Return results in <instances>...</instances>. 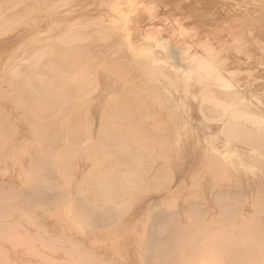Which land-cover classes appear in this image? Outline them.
Instances as JSON below:
<instances>
[{
	"label": "bare ground",
	"instance_id": "6f19581e",
	"mask_svg": "<svg viewBox=\"0 0 264 264\" xmlns=\"http://www.w3.org/2000/svg\"><path fill=\"white\" fill-rule=\"evenodd\" d=\"M154 3L0 0V32L12 31L0 49L20 51L0 74V178L8 177L0 179V264L118 262L73 235H65L66 241L50 233L44 224L25 228L39 210L67 214L87 229L153 226L147 240L152 247L141 250L147 261L166 263L183 257L185 247L210 246L222 264H264V107L227 75L233 55L247 49L243 43L229 53L239 41L234 37L214 56L207 50L210 40L198 45L200 36L198 43L186 44L166 30L163 39L164 17ZM257 14L264 34V13ZM189 30L197 35V29ZM7 102L18 107L2 106ZM158 111L165 112L160 122ZM13 113L25 127L14 123ZM191 117L197 134L189 139ZM180 141L193 145L191 159L202 164L183 160L178 176L163 186L157 182L168 163V143ZM157 160L167 163L157 167ZM14 164L20 168L12 173ZM201 165L209 170L212 188L231 184L212 192L211 216L198 204L180 207L174 201ZM236 187L241 193L233 192ZM147 190L157 195H144ZM140 194L143 219L123 221ZM28 240L38 247L23 246Z\"/></svg>",
	"mask_w": 264,
	"mask_h": 264
},
{
	"label": "rangeland",
	"instance_id": "374dc122",
	"mask_svg": "<svg viewBox=\"0 0 264 264\" xmlns=\"http://www.w3.org/2000/svg\"><path fill=\"white\" fill-rule=\"evenodd\" d=\"M154 2L155 3L157 2L156 5L158 4L156 6L158 8L156 9L158 10L157 15L159 16L160 14H162L161 16H159V18L164 17L161 21V23L163 24L161 25L165 30H162L160 33L163 39H166L167 34L170 32V34L174 33L173 38H176L180 41H184L186 44L191 42L198 43L201 40L199 42L200 44L198 45L201 44L203 45L202 40H207V41L210 40V48L207 50H211V51L214 50L217 53V54L213 53L212 55L214 56H217L218 53L220 52V46H221L220 44L227 40H231L234 37L238 38L239 40L238 42L231 43V45L229 46V53L231 52L234 53V49L237 46H241L240 48H242V44L244 43V47L245 49H247L245 50V54L243 56L233 55V57H235V60L233 59L234 62L228 68L229 72H227V75L230 76V78H232L234 82L238 85V89L242 88L244 90L245 96L247 98L250 97L252 98L253 95L252 92L255 93L256 96L259 97L258 99L261 102L258 105L264 107V46H260L261 45L260 43L262 42L264 45V39H263L264 34H261L262 32L261 25L256 17L257 13L258 14L264 13V0H156V1L154 0ZM141 20L143 21L144 18H141ZM141 25H143V22L141 23ZM1 26L2 24L0 25V27ZM189 26L193 28V30L194 28L198 30V31L194 30L195 33L197 34L196 36L194 35V33H192L193 32L192 30H189L191 33L188 32V29H191ZM7 29L8 28H6L5 30ZM5 30L4 32L3 31L0 32V42L5 40L6 38L12 39L9 38L12 36V31L9 30L6 32ZM166 30L167 31L169 30V32H167ZM243 32L245 33V35L246 34L247 35L244 36ZM188 33H190V35L192 34L193 36L192 35L190 36ZM198 36H200L201 38V39L199 38L200 40L198 39ZM260 36L263 37L262 38L263 40H261ZM259 39L261 40V42L258 43L257 40L259 41ZM243 40L245 42H243ZM254 42L256 44H254ZM201 47L203 48V46H200V49ZM204 48L206 49L205 46ZM0 50L1 51L4 50L3 52L0 51V74H1V72H3L2 69L5 66V63L6 64L9 63L11 61V58L13 56H16V54L20 53V51L19 49L18 50L15 49V51L10 50L11 51L10 52L6 48ZM211 51H210V55L212 53ZM169 54L174 56L175 53L171 50L169 51ZM1 87L3 88L1 91H5V87L3 85ZM100 91H96L94 93V96L98 95ZM2 106L8 107V109H14L18 107V104L13 102H7L6 105L3 104ZM14 113L16 114V112ZM191 113H192V117L195 116V112L192 111ZM15 114L13 115V118L19 116L18 113H17L18 115L16 114V116ZM162 114H165V112L158 111L156 115L160 119L159 122L161 121ZM192 117L191 119L190 118L188 119L186 125L189 139H191V136L195 137V134H197L194 128L196 124L192 120ZM17 118L19 119L20 117ZM17 118L14 119V123L19 125V127H25V122L21 118L19 119V122H16ZM177 118H180V116H177ZM20 122L22 125L20 124ZM213 130H214V126L211 125L210 133ZM200 134L201 133H199V135ZM168 145L170 147L169 150L171 151L170 154L167 153L168 163L166 162L167 160L164 161L157 160L155 162V165L156 166L158 165L159 167L167 163L165 164L164 167H162L163 169L161 168V170H159L160 177L157 183L161 182L160 184H162L163 186H167L168 183L174 179L170 177L178 176V171H179L178 167L181 166V162L183 160H186V163L185 162L184 163L187 165L202 164L200 159L197 160L191 159L193 145L190 142L180 141L179 145L178 142H176L175 144L174 142H169ZM77 159L78 158L74 159V161H76ZM11 161L13 162V160ZM162 162L163 164H161ZM79 166H83V165L81 164ZM19 168L20 166L14 164V167L13 166L10 167L9 170H12L11 172L14 173L19 171ZM190 168L191 165H189L188 169ZM163 170L166 171L164 172ZM206 170L209 171L208 169ZM205 171L203 169V166L201 165L200 167H198V169H196L195 172L193 173L191 172V176H189L188 174L187 181L179 189L178 191L179 194L177 195L178 198L175 197L174 201L176 200L177 204H179L180 207L184 203H186L184 204L186 206H188L190 203L198 204L201 208H204L205 210L208 209V212L210 210V212L214 215L216 213V209H215V205L213 204L212 192L215 190H223L224 187L226 189L225 185L231 187V184L219 183L217 187L223 186L222 188L220 189L212 188L210 186V177L208 176V172L206 171L207 172L206 173ZM164 174L166 175L165 177H163ZM197 176H199L198 179L196 178L197 181L196 180L193 181V179ZM3 178H6V176H3ZM198 181L199 183H197ZM197 185H198V189L196 187ZM236 188L238 189V187ZM236 190H234L233 192L241 193L239 189L238 191ZM202 192L205 193L206 195H204ZM144 195L149 197V196H155L157 195V193H155L154 191L147 190V192H145ZM203 195L205 196L206 200L204 199ZM142 196L143 194H140L137 197H135V201L133 205L123 216L122 219L123 221L124 220L128 221L133 217H136V220L138 221H141L143 219L142 218L143 215L142 213L140 214L138 209V206L141 203L140 199H142L141 198ZM188 198H190V200ZM181 200H185V201L182 203ZM207 200L208 202H205ZM150 201H152V199ZM208 205H212V207ZM213 207L214 210L211 209ZM244 207H248V204L247 205L244 204ZM180 209L181 208H177V210L179 211ZM210 212L208 214L211 216ZM209 215H207V218ZM68 217L69 216H67V214L64 213H61L59 216H55L52 213V211L46 210V212H44L42 210H39L33 216V220H31L30 222H24L23 225L25 228L32 230L34 226H32L31 223L44 224L45 226L48 227V231L50 233H58L59 236L66 241L69 240L68 238L69 236L73 235L72 236L73 240H82L86 247L92 249V251L94 252H98L100 254L102 253L105 256L106 260H110V256L114 255L112 256L111 259H114V261L117 260L118 262L115 261L114 263L112 261L113 262L112 264H116V263L118 264L119 263L120 264H222L220 261L215 260L216 258L210 254V246L208 247L199 246L196 248L185 247L183 257L170 258L166 263L164 262L158 263L157 261L154 262L153 259L147 261L143 258L142 253L144 252L145 248L152 247L150 244L147 243V240L151 230H154L153 226H142L141 223L140 224L138 223L135 225L132 224L130 226L127 225L113 226V227L108 226V228L111 229L92 228L93 229L92 230V229L84 228V226H78L73 220L70 219V217L69 218ZM119 224L122 223L119 222ZM149 229L151 230L149 231ZM110 231L112 232V234ZM113 233H115V236L116 235L117 236L111 238L110 236L111 235L113 236L114 235ZM65 235L68 237H66ZM104 235L106 237V240L103 239ZM22 244L25 247L32 248V250H35L36 247H38V242L34 240L22 241ZM57 246L62 247L63 243H58ZM59 252H60L59 250H56L55 253H53L52 255L57 256ZM148 256L153 257L151 253H149ZM48 261L49 263L47 264H54V262L58 263L57 261H53L49 259ZM40 263H42V261ZM101 263L102 261L99 264ZM105 263L107 264V262L103 261L102 264Z\"/></svg>",
	"mask_w": 264,
	"mask_h": 264
}]
</instances>
